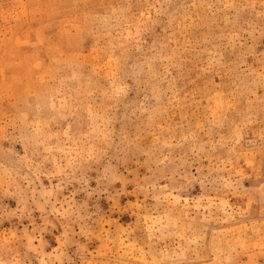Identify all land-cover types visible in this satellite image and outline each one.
Masks as SVG:
<instances>
[{
	"label": "rangeland",
	"instance_id": "rangeland-1",
	"mask_svg": "<svg viewBox=\"0 0 264 264\" xmlns=\"http://www.w3.org/2000/svg\"><path fill=\"white\" fill-rule=\"evenodd\" d=\"M0 264H264V0H0Z\"/></svg>",
	"mask_w": 264,
	"mask_h": 264
}]
</instances>
